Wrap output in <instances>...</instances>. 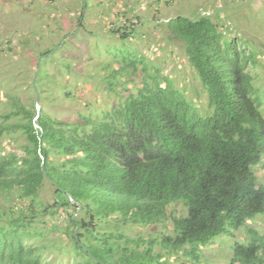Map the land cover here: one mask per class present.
<instances>
[{
    "label": "trees",
    "instance_id": "16d2710c",
    "mask_svg": "<svg viewBox=\"0 0 264 264\" xmlns=\"http://www.w3.org/2000/svg\"><path fill=\"white\" fill-rule=\"evenodd\" d=\"M221 15L158 25L181 44L205 87V113L172 76L130 50L100 76L109 93L128 96L97 116L81 113L70 122L48 113L44 70L37 79L41 112L34 85L8 86L0 96V264H63L42 255L61 246V236L46 240L57 231L70 241L69 264H204L203 248L264 215L257 174L264 170V96L248 71L258 59L230 40L237 33ZM125 30L116 32L131 40L133 28ZM51 51L40 54L43 67ZM60 72L78 76L69 60ZM65 97H74L66 87ZM47 184L55 190L49 202L42 198ZM179 204L185 210L174 217L171 234L146 239L121 228L164 223ZM61 217L64 227L48 224ZM247 236L231 245L227 264H264V234L251 228Z\"/></svg>",
    "mask_w": 264,
    "mask_h": 264
},
{
    "label": "rangeland",
    "instance_id": "374dc122",
    "mask_svg": "<svg viewBox=\"0 0 264 264\" xmlns=\"http://www.w3.org/2000/svg\"><path fill=\"white\" fill-rule=\"evenodd\" d=\"M0 0V96L9 87L31 85L38 70V61L47 50L53 57L41 68L48 77L46 91L51 95L45 102L48 113L65 121H75L81 113L99 115L110 111L123 99L127 91L117 96L102 86L100 76L105 66L114 64L121 57L144 56L153 67L161 68L163 74L170 75L176 86L183 90L202 113L209 110L208 93L195 70L190 66L181 44L171 42L168 32L158 25L179 17H195L206 12L213 15L221 10L222 18L236 32L230 36L247 52L255 53L258 63L251 62L248 71L255 78L260 94L264 96V0ZM83 12V14H82ZM126 26L133 28L131 40H121L118 29L123 32ZM132 32V31H131ZM68 34V35H67ZM71 35V36H70ZM68 40L67 44L63 42ZM245 42V43H244ZM59 47V48H58ZM56 51V52H55ZM41 54V55H40ZM132 55V56H133ZM47 56L46 58H48ZM71 61L78 76H67L60 72V63ZM40 76V74H39ZM38 76V78H39ZM142 77L140 70L138 82ZM37 78V79H38ZM56 81V82H54ZM57 83V84H56ZM65 87L74 97H65ZM26 89L22 90V93ZM264 116V100L261 107ZM92 113V114H91ZM22 142V139L19 138ZM17 145H14L16 147ZM264 183V170H257ZM55 197L51 184L43 189L45 202ZM14 204L26 207L22 201ZM185 207L179 204L171 209L169 219L157 225H121L124 233L132 237L146 239L162 237L174 230V217L183 213ZM81 209L78 211L77 218ZM49 225H65L64 217L58 220L47 219ZM43 228V225H41ZM52 227V226H51ZM255 229L264 234V215L247 223L240 231H232L217 238L203 248L204 264H227L233 256L231 245L247 242V230ZM61 236V246L54 250H44L45 259H57L69 264L68 244L61 231L47 237L57 241ZM45 241L35 239L38 246ZM31 243V242H30ZM49 247L52 244H48ZM158 250V249H157Z\"/></svg>",
    "mask_w": 264,
    "mask_h": 264
},
{
    "label": "water",
    "instance_id": "95a60500",
    "mask_svg": "<svg viewBox=\"0 0 264 264\" xmlns=\"http://www.w3.org/2000/svg\"><path fill=\"white\" fill-rule=\"evenodd\" d=\"M71 36V35H70ZM59 48V47H58ZM56 52V51H55ZM54 53V52H53ZM52 52H51V54H53ZM42 63H43V56H41L40 58H39V61H38V70H37V73H36V75H35V77H34V79H33V85H34V89H35V92H36V94H37V103H36V105H37V110L39 111V112H41V105H40V102H41V94H40V92H39V89H38V86H37V78H38V76H39V74H40V71H41V68H42ZM43 171L44 172H46V166H45V164H43ZM47 177H48V174H47ZM81 208L79 207V209H78V211L80 210ZM78 211H77V213H75V215H74V220L76 221L77 220V214H78ZM75 237H76V240H77V242L80 244V246L81 247H83V248H86L87 246L84 244V243H82L81 242V240H80V238H79V236H78V231L76 230V232H75ZM89 252H90V250H88ZM90 255L96 260V261H98V262H100L99 261V259L98 258H96L95 256H93V254L90 252Z\"/></svg>",
    "mask_w": 264,
    "mask_h": 264
}]
</instances>
